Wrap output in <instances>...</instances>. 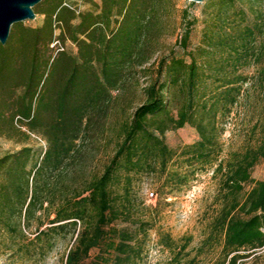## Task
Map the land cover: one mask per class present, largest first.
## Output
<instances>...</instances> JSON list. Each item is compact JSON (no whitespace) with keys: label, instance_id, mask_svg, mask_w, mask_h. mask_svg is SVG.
Wrapping results in <instances>:
<instances>
[{"label":"trees","instance_id":"1","mask_svg":"<svg viewBox=\"0 0 264 264\" xmlns=\"http://www.w3.org/2000/svg\"><path fill=\"white\" fill-rule=\"evenodd\" d=\"M83 2L80 10L75 0H42L33 8L40 23L14 24L0 44V137L23 144L0 157V229L24 241L36 225L13 253L43 260L69 234L61 264H144L147 224L118 226L134 179L151 174L159 188L180 189L212 167L224 193L203 245L218 246L217 264L264 249V181L251 177L264 159V121L259 144L225 160L216 124L241 95V69L253 65L264 80V0H210L201 54L187 52L195 20L182 10L175 23L178 0ZM178 30L188 60L164 54ZM186 125L199 138L182 152V170L171 167L177 155L164 136ZM190 241L159 233L157 246L171 253L169 264H191L181 260Z\"/></svg>","mask_w":264,"mask_h":264},{"label":"rangeland","instance_id":"2","mask_svg":"<svg viewBox=\"0 0 264 264\" xmlns=\"http://www.w3.org/2000/svg\"><path fill=\"white\" fill-rule=\"evenodd\" d=\"M75 1L80 10L87 7L83 0ZM209 1L192 3L186 0H178L175 23L179 24L182 10L187 12L190 20H195L187 52H194V54L203 52L205 21H208L212 14V10L208 8ZM40 21L41 17L36 16L34 21L24 23L35 26ZM172 22L174 21L170 20L167 25L172 26ZM179 34L180 30L164 39V54L166 55L169 50L173 49L176 54L186 57L188 60L186 53L180 51L177 45ZM155 58L153 59L155 60ZM154 70L155 67L152 68V71ZM240 73L247 80L242 84L241 95L238 97L237 103L224 117L220 115V111L216 118L217 129L219 130L218 143L222 148L220 158L223 160L229 157L231 153H243L248 148L256 147L261 137L260 123L264 121V80L259 78L257 68L253 65L241 69ZM215 78L214 75L204 78L208 90H214L213 87L217 85L213 81L216 80ZM146 80L147 77L143 78L141 84L144 85ZM212 90L207 92L206 98L212 96L211 93L214 92ZM198 138L195 128L189 125L165 133V143L177 155L171 167L182 166V170L186 169L181 154L187 146L196 142ZM29 144L35 149H44V142L35 136H31ZM22 146L23 144L16 140L0 137V157L15 152ZM101 158L105 159L100 155ZM214 168L202 169L195 174L187 185L180 189L174 188L173 185L159 188L162 182H158L157 177L151 174H144L134 179L130 194L131 205L127 206L128 212L124 219L122 218L118 222V226L128 227L134 231L137 226L134 222L147 224L148 236L143 254L144 264H169L171 253L157 246L159 233L169 234L178 244H182L187 237L191 238L189 246L182 254L181 260L183 261L192 260L191 264H217L220 260L218 246L211 248L203 245L209 232V225L220 210L221 195L224 193L221 191V176L215 174ZM251 177L254 181H264V159H261L253 167ZM250 188L251 185H246L241 196L246 195ZM151 192L154 194L152 198L149 197ZM24 233L27 238L22 241L11 237L10 232L1 227L0 264H61L62 255L74 242L69 234L58 235L54 250L45 259L37 260L33 256L30 258L29 255L13 253L22 243L26 244L33 239L36 233V225L33 224L30 229H25ZM239 254L247 256L239 261L240 264H264V249L256 252H240Z\"/></svg>","mask_w":264,"mask_h":264},{"label":"water","instance_id":"3","mask_svg":"<svg viewBox=\"0 0 264 264\" xmlns=\"http://www.w3.org/2000/svg\"><path fill=\"white\" fill-rule=\"evenodd\" d=\"M42 0H0V44L4 46L9 38L11 27L17 23L34 21L33 8ZM202 3L204 0H186Z\"/></svg>","mask_w":264,"mask_h":264},{"label":"built area","instance_id":"4","mask_svg":"<svg viewBox=\"0 0 264 264\" xmlns=\"http://www.w3.org/2000/svg\"><path fill=\"white\" fill-rule=\"evenodd\" d=\"M154 196V194L151 192L149 193V197L152 198Z\"/></svg>","mask_w":264,"mask_h":264}]
</instances>
